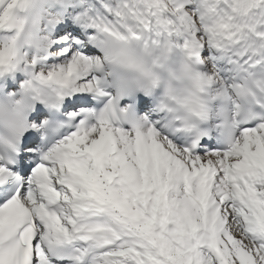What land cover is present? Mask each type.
Masks as SVG:
<instances>
[{
	"label": "snow or ice",
	"instance_id": "snow-or-ice-1",
	"mask_svg": "<svg viewBox=\"0 0 264 264\" xmlns=\"http://www.w3.org/2000/svg\"><path fill=\"white\" fill-rule=\"evenodd\" d=\"M0 264H264V0H0Z\"/></svg>",
	"mask_w": 264,
	"mask_h": 264
}]
</instances>
